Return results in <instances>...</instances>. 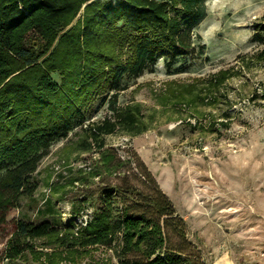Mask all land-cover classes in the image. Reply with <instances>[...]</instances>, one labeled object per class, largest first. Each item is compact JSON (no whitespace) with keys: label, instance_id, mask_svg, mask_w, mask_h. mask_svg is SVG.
<instances>
[{"label":"trees","instance_id":"1","mask_svg":"<svg viewBox=\"0 0 264 264\" xmlns=\"http://www.w3.org/2000/svg\"><path fill=\"white\" fill-rule=\"evenodd\" d=\"M205 2L0 0V237L10 231L4 259L29 260L34 254L35 260L45 255L46 264H61L86 249L104 247L120 264H205L185 252L191 244L186 221L137 152L122 156L105 142L119 128L131 135L145 131L140 108H118L114 96L109 101L113 119L85 125L84 113L95 91L98 96L108 83L121 90L118 82L124 76H140L167 49L172 52L168 67L176 55L189 53L192 31L207 17ZM83 9L82 20L66 30ZM260 27L264 31V24ZM259 56L264 60V50ZM233 76L219 71L207 87L211 91ZM170 92L184 98L193 91ZM75 129L82 136L79 149L98 156L89 170L71 173L51 192L62 201L73 190V217L95 209L99 196L94 217L61 227L53 197H48L34 219L23 215L9 221L23 199H33L37 169L53 143ZM170 231L182 244L170 242ZM44 237L58 249L37 251L34 240Z\"/></svg>","mask_w":264,"mask_h":264},{"label":"rangeland","instance_id":"2","mask_svg":"<svg viewBox=\"0 0 264 264\" xmlns=\"http://www.w3.org/2000/svg\"><path fill=\"white\" fill-rule=\"evenodd\" d=\"M207 17L192 31L194 47L176 55L167 49L138 77L124 76L119 91L110 84L100 88L84 109L85 125L113 119L110 102L117 107L140 108L138 118L146 130L131 135L125 128L105 137L107 146L122 156L135 151L172 201L187 224L193 252L205 264H264V0H206ZM84 16V9L69 29ZM126 50H124L125 52ZM125 55V54H124ZM222 70L234 74L224 84L209 90V78ZM59 82L62 78L54 75ZM189 87L185 97L171 89ZM210 97L209 100L205 96ZM110 101V102H109ZM85 127V126H84ZM79 129L55 141L41 161L39 181L33 199H23L9 221L28 215L35 218L53 197L61 227L76 226L94 217L99 206L87 208L82 216L71 215L70 190L66 199L56 200L52 186L89 170L97 158L94 151L79 149ZM69 169H73L70 171ZM9 227L0 237V264H46L29 254L8 262L2 257L9 238ZM172 244H182L172 231ZM37 251L51 253L55 244L48 238L34 240ZM191 247V248H190ZM61 264H120L113 250L89 248L71 255Z\"/></svg>","mask_w":264,"mask_h":264}]
</instances>
